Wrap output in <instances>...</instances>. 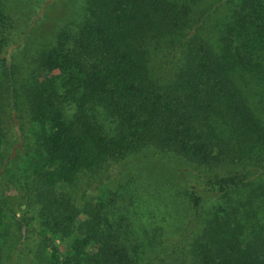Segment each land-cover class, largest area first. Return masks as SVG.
<instances>
[{
    "label": "trees",
    "instance_id": "trees-1",
    "mask_svg": "<svg viewBox=\"0 0 264 264\" xmlns=\"http://www.w3.org/2000/svg\"><path fill=\"white\" fill-rule=\"evenodd\" d=\"M0 264H264V0H0Z\"/></svg>",
    "mask_w": 264,
    "mask_h": 264
},
{
    "label": "rangeland",
    "instance_id": "rangeland-1",
    "mask_svg": "<svg viewBox=\"0 0 264 264\" xmlns=\"http://www.w3.org/2000/svg\"><path fill=\"white\" fill-rule=\"evenodd\" d=\"M255 99V98H254ZM256 100V99H255ZM114 171V170H113ZM11 176H10V173H9V171H8V173L6 172V174L4 175V181H6L8 178H10ZM112 172H111V175H110V179L109 180H107L105 183H104V185L102 186V188L100 189V192L101 193H103L104 191H105V189L111 184V179H112ZM150 182H152L153 184H156L157 183V181H155V180H152V181H150ZM155 192V187L153 188V189H149L148 190V193H154ZM154 214V213H153ZM166 225H169V226H171V228L169 229L170 231H175V228H173L172 227V224L168 221V224H166ZM165 225V226H166Z\"/></svg>",
    "mask_w": 264,
    "mask_h": 264
}]
</instances>
